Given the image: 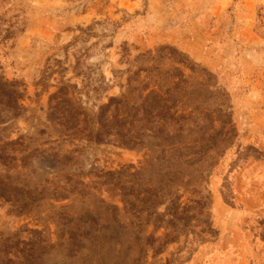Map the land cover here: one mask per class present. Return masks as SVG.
Listing matches in <instances>:
<instances>
[{"label": "rangeland", "instance_id": "1", "mask_svg": "<svg viewBox=\"0 0 264 264\" xmlns=\"http://www.w3.org/2000/svg\"><path fill=\"white\" fill-rule=\"evenodd\" d=\"M0 264H264V0H0Z\"/></svg>", "mask_w": 264, "mask_h": 264}]
</instances>
